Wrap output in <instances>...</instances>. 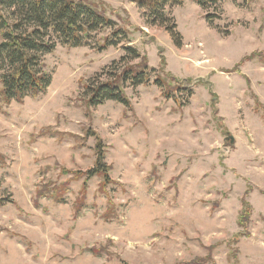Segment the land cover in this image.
<instances>
[{"label": "rangeland", "instance_id": "rangeland-1", "mask_svg": "<svg viewBox=\"0 0 264 264\" xmlns=\"http://www.w3.org/2000/svg\"><path fill=\"white\" fill-rule=\"evenodd\" d=\"M88 1L186 90L166 97L153 76L126 89L130 108L89 107L82 85L124 51L59 45L44 95L0 98V264H264V63L248 60L264 53V0L167 6L182 48L132 0ZM100 142L115 183L103 192L74 175ZM47 184H66L65 204L37 199Z\"/></svg>", "mask_w": 264, "mask_h": 264}, {"label": "trees", "instance_id": "trees-1", "mask_svg": "<svg viewBox=\"0 0 264 264\" xmlns=\"http://www.w3.org/2000/svg\"><path fill=\"white\" fill-rule=\"evenodd\" d=\"M143 11L151 26H159L169 32L178 48H182V36L177 31L174 19L166 13L167 6L182 5V0H132ZM201 9L209 10L228 0H190ZM210 19V17H209ZM110 30L101 39L99 34ZM70 49L92 47L98 52L122 47L124 55L119 61L96 74L82 85V96L89 107H99L115 102L131 107L126 95L129 87L149 85L155 76L154 85L161 88L166 97L169 91L182 93V87L170 89L167 81L149 66L148 57L131 45L130 33L107 16L95 3L88 0H0V98L6 104L22 103L27 98L44 95L52 84V76L46 71L45 58L58 46ZM260 57L264 63V53ZM164 63V62H163ZM165 65V64H164ZM165 71V68L164 70ZM178 80L175 77H172ZM172 93V92H171ZM111 167L106 163V151L100 142L96 147V161L87 172H77L76 177H85L86 182L99 177L103 180L102 192L109 185ZM84 193L86 183H84ZM47 184L37 191V199L48 198L56 204H65L68 187ZM3 201H0V205ZM82 207L76 206V214ZM248 204L240 217V226L246 229L251 217ZM245 225V226H244ZM247 236V235H246ZM203 262V261H201Z\"/></svg>", "mask_w": 264, "mask_h": 264}, {"label": "water", "instance_id": "water-1", "mask_svg": "<svg viewBox=\"0 0 264 264\" xmlns=\"http://www.w3.org/2000/svg\"><path fill=\"white\" fill-rule=\"evenodd\" d=\"M228 140H229L232 144L235 143V139H234L233 137H229Z\"/></svg>", "mask_w": 264, "mask_h": 264}]
</instances>
